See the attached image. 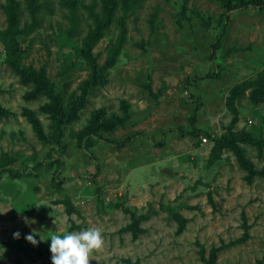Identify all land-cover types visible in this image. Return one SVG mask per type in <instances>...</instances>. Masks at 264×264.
<instances>
[{"label":"rangeland","instance_id":"374dc122","mask_svg":"<svg viewBox=\"0 0 264 264\" xmlns=\"http://www.w3.org/2000/svg\"><path fill=\"white\" fill-rule=\"evenodd\" d=\"M15 1L34 27L22 64L45 70L66 110L94 74L100 83L60 130L0 41V167L25 172L0 176V264H51L49 242L24 236L88 227L104 238L91 264H264V87L234 92L264 69V4L115 0L95 71L82 49L107 0H38L36 15Z\"/></svg>","mask_w":264,"mask_h":264},{"label":"trees","instance_id":"16d2710c","mask_svg":"<svg viewBox=\"0 0 264 264\" xmlns=\"http://www.w3.org/2000/svg\"><path fill=\"white\" fill-rule=\"evenodd\" d=\"M28 4V8L33 15H36L40 7L42 6L38 3V0H26ZM225 5L227 6L228 11H233L238 8H248L250 6H260L264 4L261 0L258 2L253 3L252 0H224ZM235 2L236 5H235ZM110 4L107 7L108 12H106V18L102 20H98V27L92 32L89 37H87L83 49L82 54L84 58L94 67L96 71V62L93 56V48L98 42V40L102 36V31L111 24L113 20V13L116 9V2L115 0H107V4ZM4 11L7 16V26L4 29H0V41L2 42L7 56V62L10 67L21 77L22 81L25 84L32 85L34 91L31 92L29 98L37 99L41 96L47 97L51 101V107H48V111L52 113L54 116L55 122L58 124V128L61 130V125L63 123H67L72 121L73 118L76 117L77 112L83 107L86 95L88 93V89L94 87L97 83H100V79L95 76L92 78L91 81H88L86 85L82 88V95L80 98L73 99L70 102V107L66 110L63 102L62 96L56 92L55 87L51 84L50 80L48 79L46 72L44 69L36 70L34 68H26L22 64L23 59V50L22 44L23 41L27 36L31 34L33 31V26L28 27V25H22V11L20 9L19 3L15 0H8L7 4L4 6ZM220 37L214 41L212 44V57H215L216 52L220 47ZM263 88L264 87V69L262 72L259 73L256 79L252 80H245L242 83L238 84L234 88V92L238 97L241 93L249 88ZM230 109L237 115L238 110L236 109L233 102H230ZM6 112L3 109H0V119L4 116ZM30 114V113H28ZM34 124L37 128H39L38 123L34 120ZM108 126V125H104ZM226 137L221 139L222 142L225 141ZM79 144L81 146H86V138L85 135H80L78 138ZM131 140L127 142L115 144L116 146L123 147L130 143ZM110 144H114L113 142H108ZM49 159H45L43 162L35 165L33 169L28 172L29 176H35L41 174L47 169H50L51 164H48ZM16 167L12 164L4 165L0 167V176L4 172H10L12 176H16L17 178H21L25 175V172L19 171L16 172ZM15 171V173L13 172ZM62 183V182H60ZM128 209V208H126ZM129 210V209H128ZM133 214H136L133 212ZM141 218H146V215H142Z\"/></svg>","mask_w":264,"mask_h":264},{"label":"clouds","instance_id":"9594fccd","mask_svg":"<svg viewBox=\"0 0 264 264\" xmlns=\"http://www.w3.org/2000/svg\"><path fill=\"white\" fill-rule=\"evenodd\" d=\"M26 225L36 223L34 220L24 218ZM20 232H14L13 238L19 239ZM39 238V239H37ZM24 239L33 246L41 241L49 242L51 264H91L93 254L100 250L104 244L102 229L88 227L80 231H69L62 235L56 231L33 230L24 236Z\"/></svg>","mask_w":264,"mask_h":264}]
</instances>
